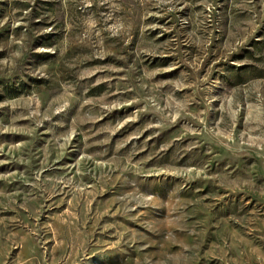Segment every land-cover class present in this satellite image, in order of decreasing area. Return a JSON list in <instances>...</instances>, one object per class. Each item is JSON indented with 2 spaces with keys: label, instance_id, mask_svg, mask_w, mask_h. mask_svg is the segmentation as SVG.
I'll return each instance as SVG.
<instances>
[{
  "label": "rangeland",
  "instance_id": "1",
  "mask_svg": "<svg viewBox=\"0 0 264 264\" xmlns=\"http://www.w3.org/2000/svg\"><path fill=\"white\" fill-rule=\"evenodd\" d=\"M0 264H264V0H0Z\"/></svg>",
  "mask_w": 264,
  "mask_h": 264
}]
</instances>
